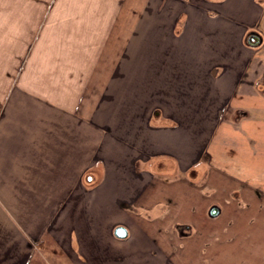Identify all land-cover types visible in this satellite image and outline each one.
Segmentation results:
<instances>
[{"label":"crops","instance_id":"crops-1","mask_svg":"<svg viewBox=\"0 0 264 264\" xmlns=\"http://www.w3.org/2000/svg\"><path fill=\"white\" fill-rule=\"evenodd\" d=\"M118 1L119 5L112 7L110 0H36L32 9L31 0H21L20 5L18 0H0V35H4L0 37V264H28L36 247L51 245L49 240L71 249L74 256L79 254L74 249L81 254L91 250L92 256L100 255L103 264H110L108 248L99 246L96 251L92 247L93 239H111L113 235L110 215L117 196L111 195L110 155L95 149L94 125L82 113L81 96L87 93L90 81L74 85L73 80L84 73L85 79L92 80V86L94 81L104 82L109 78V63L112 59L118 61L117 56L120 59L127 46L128 29L120 21L127 7ZM200 3L191 29L193 35L187 33V1L180 12L182 20L176 23L174 19L170 28L164 29L171 32L176 43L167 41L166 55L152 59L156 73L148 88L151 100L156 96L152 101L155 106L144 107L137 102L132 112L120 113L118 123L123 128L121 140L130 149L121 152L128 168L122 172L132 176L136 206H163L164 216L173 214L171 208L165 210L159 194H154V186H176L168 175L175 170H189V176H196L204 166L208 176L203 179L208 178L206 182L210 180L213 187L198 185L195 177L187 179V184L200 188V199H207L205 195L210 198L208 215L204 217L214 220L213 229L203 230L197 220L187 216L174 219L175 223L188 225L189 239L200 235L202 248L197 260L191 258L193 253L186 252L188 256H184L175 247L170 254L152 247L128 252L120 242L123 238L114 234L121 254L140 255L124 264H264V160L259 156L255 136L257 119H264V34L255 27L259 15H264V0ZM112 15L119 21L118 28H112L117 25ZM251 28L260 32L263 39L257 47L243 42L246 30ZM15 31L29 32L26 43L22 37L17 49L11 45ZM114 31L118 33L113 34ZM139 40L129 39L137 56L148 50ZM156 47L151 45V51ZM40 63L43 69H37ZM63 70L70 72L66 78H70L71 86L56 85L57 76L65 77ZM47 79L49 83L44 81ZM164 103L168 113L161 110ZM151 109L156 111L154 115ZM178 109L184 113L176 116ZM195 110L201 114L197 116L204 123L201 125L207 127L201 147L192 155L194 132L179 129L187 127ZM106 117L109 132L117 115L111 122L107 114ZM232 133L239 138L233 139ZM174 143L183 144L185 150L181 145L176 148ZM99 161L106 168L100 181L92 182L94 166ZM147 162H152L159 174L139 171ZM116 174L119 182V173ZM142 175L147 180L138 189V180L146 179ZM224 183L230 184L227 189H222ZM13 190L26 191L30 197L18 199ZM220 190H228L231 200L222 203ZM215 200L220 213L212 217L209 209ZM27 205L34 211H27L20 229L9 208ZM226 207H233L230 219L224 215ZM158 209L156 214H138L135 221L131 219L139 226L144 220L153 224L156 219L150 218L161 216ZM189 213L195 216L192 206ZM125 227L128 235L124 239L130 235ZM144 235L142 231L141 237Z\"/></svg>","mask_w":264,"mask_h":264},{"label":"rangeland","instance_id":"rangeland-1","mask_svg":"<svg viewBox=\"0 0 264 264\" xmlns=\"http://www.w3.org/2000/svg\"><path fill=\"white\" fill-rule=\"evenodd\" d=\"M4 2H11V0H3ZM111 6L115 7L119 5L118 0H110ZM188 2L186 4L189 6L190 10V17L188 20L189 29L188 34L193 35L192 28L194 27V23L196 22L198 16L196 9L200 8V1L202 0H125V3H123V0L121 2L122 6L127 7V11L124 15H121V24H124V27L127 28V46L125 47L124 51L121 52L120 59L118 56L115 60L118 59V61H114L112 59V62L109 63L110 66H108V79H106L104 82L101 80L94 81V86L91 85L92 80H87L84 78V73L79 74L78 80H73L74 85L76 83H79V85H84V83H87L90 81V84L87 86H90L87 90V93L84 96H81L84 101V109L82 113L85 116V118L90 119L89 123H92L94 132H95V149L103 151L105 153H109L110 155V167L109 172L111 175V184H112V190L111 195L117 196V204L112 205L111 210V221H112V233L114 235V230L117 227L116 225H125L128 227L130 231V235L123 240L120 241L123 242L126 246V250L129 252V250H145L146 248H153L154 251L163 250L165 253L168 251V253H171V248H180V252H184V256H188L186 252L193 253L191 254V258L194 260H197L199 256V251L202 248L201 244V237L198 234L197 236H193L190 239L188 238L189 233L188 229H186V224L182 221L176 222L174 219H182L187 217H190L191 219L197 220V223L199 222L201 224V227L203 230L208 229L212 230L214 225V220L211 218H206L204 215H208L206 213V210L208 208V203L210 198L207 197V199H200L199 196L201 195L200 188L197 185L193 184H187L188 180H193L194 177L198 185L206 184L207 188H212L213 186L210 185V180L208 178L203 179L204 176H208L207 169L203 167V170L198 173L200 176H189V170L186 173H180L179 171L175 170L174 173L171 175H168L167 178L169 179L173 178V181H176V186H173L172 184H158L157 186H154V194H159L160 201H163L165 204V207H167L165 210L170 209V213L174 214V217L172 218L171 215H165L162 213L163 206L159 207L158 205L154 209H146L140 206H136V203L133 198V187L135 184H133L132 176L129 174V172L122 170L127 169L126 166V156L121 155V152H128L130 149L128 145L124 144V142L121 140L123 128L120 127V123H118L120 113H128L129 111L132 112L133 109H135L136 103L141 102L144 107H146V104H149L148 106L150 108H153L155 105L153 104V100H156V96L153 97V100H151V89L148 87H151L153 79V75L156 73L153 65L154 61L152 59H156L159 55H166V44L167 41L171 42L174 37H172L171 32L164 31L166 28H170V23L174 21V19L178 16L180 12L183 11L185 2ZM19 5L21 4V0H18ZM36 3V0H31V8L35 9L34 5ZM186 6V7H187ZM21 6L20 8H22ZM188 8V7H187ZM114 16L112 15V18ZM118 17V16H117ZM184 17V16H183ZM116 18V16L114 17ZM117 19V18H116ZM117 25L112 26V28H118V19L116 20ZM114 21V22H115ZM257 29H261V31L264 34V15L263 12L259 15L258 24L255 26ZM116 31L113 32V34ZM29 32L28 31H15L13 32V36L11 38V45L13 44L15 48L17 49L19 47V41L26 40V36ZM33 33V32H32ZM38 33V32H37ZM36 33V34H37ZM118 33V32H116ZM31 34V32H30ZM34 33V37L36 36ZM117 35V34H116ZM4 35H0L2 37ZM34 37L31 39L33 40ZM113 38H116L114 36ZM133 38V39H132ZM129 39L135 40L140 39V43L142 44L143 48L145 45L148 47V50H144L142 52V55L137 56V51L132 46ZM173 41V40H172ZM157 46L155 50L151 51V45L152 44ZM174 42V41H173ZM26 43V41L24 42ZM176 43V42H174ZM15 48H8L10 50H16ZM20 47L19 49H21ZM3 49L1 52L3 53ZM18 49V50H19ZM135 50V52H134ZM147 51V52H146ZM20 52V51H19ZM263 56H264V50ZM1 53V54H2ZM20 54V53H19ZM39 53L37 52L36 55ZM126 55V56H125ZM260 55L261 52H260ZM262 56V57H263ZM264 58V57H263ZM43 64L40 63L37 69H43ZM53 65V64H52ZM87 63L84 62L83 66L87 67ZM101 68V67H100ZM99 68V69H100ZM98 69V70H99ZM106 69V70H107ZM52 70V69H51ZM55 72V71H53ZM58 73V72H57ZM70 72L67 70H63L62 75L65 76L64 78L60 79L59 76L56 78V85L58 86H71V80L70 78H66ZM96 73V72H95ZM94 73V74H95ZM98 73V72H97ZM81 75V76H80ZM50 79L44 80L48 81L49 83ZM95 80V79H94ZM43 81V82H44ZM186 82L187 80L184 79ZM42 82V81H41ZM144 89V96L141 99V90ZM105 104V106H104ZM100 107V108H99ZM103 107H106L105 110H98ZM161 110L163 113H168L167 104H161ZM184 107V106H183ZM198 110L201 111V108ZM195 110L192 114V120L189 121V124H187V127H182L179 130H189L194 132L193 138L191 139V148H193V153L196 151V148L201 147L202 141L204 139L203 133L206 134V127L201 125L204 124L202 119L199 120L197 116L199 115V111ZM152 114L156 113L155 110L151 109ZM148 111L150 114L151 112ZM183 110L175 111L176 116L181 115L184 112H181ZM109 112V113H108ZM108 115V118L110 119V122L114 120V116L117 115L115 118V125L112 124L113 127L109 129L108 132V126L106 123V114ZM186 113V112H185ZM105 116V117H104ZM104 119V120H103ZM124 119V118H123ZM257 119V118H256ZM204 120V119H203ZM258 124L257 129L255 130V136L257 140V149L259 156L263 158L264 160V119L260 118L257 119ZM198 122H200L198 124ZM186 123V122H185ZM196 135V136H195ZM124 136V135H123ZM232 138L236 139L239 138V135L236 133H232ZM110 139V142L107 141ZM124 138V137H123ZM206 138V137H205ZM174 141H177L176 139ZM110 143V146L108 147L107 143ZM174 143V146L178 148L179 145H181V148H183V144H176ZM171 147V146H170ZM195 148V149H194ZM181 150V149H180ZM188 153V152H187ZM128 156L129 154L126 153ZM187 162V161H186ZM152 162L144 163V165H141L139 167V171L144 170H150L151 172H155V174L158 173V171L155 170L154 167H152ZM184 165V164H183ZM182 165V166H183ZM199 166V167H200ZM104 168H106L103 165V162H97L94 166V173H91V175H94V179L92 177V182H99L100 178L103 176ZM185 168V167H183ZM121 170V171H120ZM119 173V182L115 178V174ZM140 173V172H139ZM159 174V173H158ZM187 174V176L185 175ZM117 175V174H116ZM162 176V177H161ZM118 177V175H117ZM142 178L145 180H142V182H139L138 189L140 185L147 180L146 175H142ZM160 178H165L164 175H160ZM188 179V180H187ZM213 180V184L215 186V180ZM226 182V181H224ZM230 185V184H229ZM227 183H224L222 189H227L229 187ZM156 187V188H155ZM16 198L24 200L23 196L30 197L29 194L26 191H19V190H13L12 191ZM102 192V191H101ZM104 192V191H103ZM222 195V203L226 200L230 199L231 196L230 193L225 190H220ZM121 197V198H120ZM215 198V197H214ZM0 199L1 195H0ZM29 199V198H28ZM26 200V199H25ZM30 200H28L29 202ZM33 202V201H32ZM35 202V201H34ZM160 203V202H159ZM161 205V204H160ZM33 206V205H32ZM193 207L195 211V216L193 214L189 213V210ZM6 209V207H5ZM11 211H13L14 215L12 217V220L14 221L15 226L20 227L22 229L24 227V217L27 211L29 213H32L34 211V208H30L29 205H27V208L24 207H14V210L12 208ZM156 209H158V213L161 216H154L150 219H156L153 221L154 223L151 224L147 220H144V223H141L140 226L138 223H135L136 216L138 214L146 215V214H156ZM233 207H226L224 211V215L226 214L228 219L231 218V215ZM29 215V214H27ZM197 215V216H196ZM135 216V217H134ZM148 216V215H146ZM134 218V221L131 219ZM204 221V224L201 223V221ZM117 221V222H115ZM134 222V223H133ZM116 224V225H114ZM114 225V226H113ZM119 225V226H120ZM146 234L141 237L142 231ZM198 227V226H197ZM173 228V229H172ZM242 226L240 225L239 230H241ZM158 230V231H157ZM161 230V231H160ZM95 238L92 240V247L96 251L98 250L99 246H104L106 249H109L110 253V264H124L128 261H131L132 259L136 258L137 256L140 257V255H137L135 252L133 254L124 255L121 254L123 251L118 249L119 244L116 243L118 241H115L113 238ZM202 235V234H201ZM122 240V238L120 239ZM51 245H43L41 244L36 247L37 251L34 255H32L31 260L28 264H103V259L100 255L95 254L92 256L91 250L89 253H83L79 252V250L74 251L76 253H79L77 256H74L71 249L62 248L59 246H56L54 241H50ZM123 243L120 244L121 247H123ZM167 248L169 250H167ZM152 253H155V252ZM150 253V252H149ZM123 257V258H119ZM162 258V255H160ZM123 259V260H122ZM194 260H191L195 262ZM108 261L105 260V263Z\"/></svg>","mask_w":264,"mask_h":264},{"label":"flooded vegetation","instance_id":"flooded-vegetation-1","mask_svg":"<svg viewBox=\"0 0 264 264\" xmlns=\"http://www.w3.org/2000/svg\"><path fill=\"white\" fill-rule=\"evenodd\" d=\"M183 14V13H182ZM182 14L180 13L176 18V23L182 20ZM216 16L219 15L218 12L215 14ZM262 36L260 35V32H258L256 29H248L246 30V33L244 35V39L243 42L244 44H246L247 46L250 47H257L259 44H261L262 42ZM216 204V200L211 204L210 208L212 206H215ZM218 206V205H217ZM186 228L188 227V225H185Z\"/></svg>","mask_w":264,"mask_h":264},{"label":"water","instance_id":"water-1","mask_svg":"<svg viewBox=\"0 0 264 264\" xmlns=\"http://www.w3.org/2000/svg\"><path fill=\"white\" fill-rule=\"evenodd\" d=\"M220 213V207L215 205V206H212L209 210V214L210 216L212 217H215L217 216L218 214ZM114 234L119 237V238H124L128 235V230L125 226L123 225H120V226H117L114 230Z\"/></svg>","mask_w":264,"mask_h":264}]
</instances>
